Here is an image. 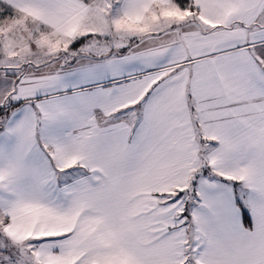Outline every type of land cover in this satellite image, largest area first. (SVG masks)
Returning <instances> with one entry per match:
<instances>
[{"label":"snow or ice","instance_id":"6c2138e0","mask_svg":"<svg viewBox=\"0 0 264 264\" xmlns=\"http://www.w3.org/2000/svg\"><path fill=\"white\" fill-rule=\"evenodd\" d=\"M0 264H264V0H0Z\"/></svg>","mask_w":264,"mask_h":264}]
</instances>
